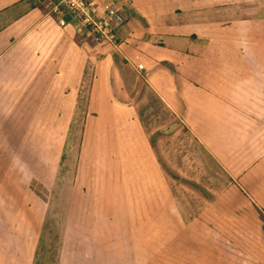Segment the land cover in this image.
Wrapping results in <instances>:
<instances>
[{
  "label": "crops",
  "instance_id": "1",
  "mask_svg": "<svg viewBox=\"0 0 264 264\" xmlns=\"http://www.w3.org/2000/svg\"><path fill=\"white\" fill-rule=\"evenodd\" d=\"M98 2L99 8L119 7L125 18L114 27L115 43L97 42L48 0H0V264L36 263L33 237L45 231L46 216L29 227V199L36 197L30 185L35 170L47 166L42 154L53 152V141L66 150L84 104L94 106L93 118L113 120L118 162L110 163L118 170L114 191L124 214L138 211L132 208L137 195L138 202L155 203L156 220L166 214L176 224L157 220L139 230L130 224L131 239L144 231L173 236L145 242L134 236L125 246L132 249L127 257L85 254L59 264H211L210 257L191 254L194 237L175 239L208 231L202 222L186 223L195 194L208 202L197 205L195 217L208 216L204 210L212 208L240 217L235 228L229 225L239 233L249 232L244 221L251 217L264 236V0ZM145 95L162 101L163 122L172 120L155 136L186 135V145L154 147L136 108ZM21 232L28 240L11 239ZM239 246L263 250L264 256L262 240ZM260 254L249 253L253 263L260 264Z\"/></svg>",
  "mask_w": 264,
  "mask_h": 264
},
{
  "label": "rangeland",
  "instance_id": "2",
  "mask_svg": "<svg viewBox=\"0 0 264 264\" xmlns=\"http://www.w3.org/2000/svg\"><path fill=\"white\" fill-rule=\"evenodd\" d=\"M80 107L81 111L77 113L69 130L66 150L60 152V143L53 141V152L42 154V160L45 159L47 166L35 170L37 178L30 185V191L36 197L29 199L33 206L28 217L29 227L31 229L35 227L44 212L46 216L45 231L33 237L36 241L35 264H59L60 259L76 255L82 257L85 254L91 257H127L132 254V249H126L125 246L131 245L134 236L137 242L154 241L157 236L160 237L159 239L163 237L162 239L166 241L171 240L173 236L170 232L159 234L144 231L136 232L131 239L130 232H127L130 224L139 230L140 227L154 226L157 220H163L165 226L175 225L176 222H172L173 218L166 214L163 218L156 220L155 203L145 200L138 202L137 195L134 197L137 199L133 200L135 205L133 204L132 208L139 211L143 207L147 210L146 215H141L134 210L131 217L128 213L124 214L125 204L117 195L115 196L114 191V175H117L118 170L112 168L110 163V161H117L113 120L93 118L95 117L94 106L84 104ZM99 108V111H102L101 115L105 116L106 108L104 106L102 110L100 106ZM136 108L140 123L149 138H152L154 147L160 144L164 148L167 146L166 150L170 151L173 144L188 143L186 135H170L161 140L155 136L162 128L161 126L172 122L171 119L163 122L159 117L163 111L161 100L145 95ZM167 155L170 157L172 153L169 152ZM183 155L186 156V153ZM78 176L80 181L77 179ZM93 176L98 183L96 185L93 184ZM110 180L113 183L111 184L113 192L108 186ZM183 192L187 196V186L183 187ZM93 196L97 201L92 200ZM194 196V201H188L190 206L186 204L189 208L185 218L186 223L194 220L197 223L202 222L207 226L208 231L195 234L180 233L179 238L175 239L185 241L188 240L187 237H194L192 240L197 243L195 246L192 245L194 249L190 250L191 254L210 257L211 264H256L252 262L249 253H261L259 263L264 264L263 250L244 249L239 246L249 240L264 241L263 234L255 230V225H251V217L244 221L250 229L248 233L231 232L229 225L232 224L231 226L235 228V223L241 220L240 217H224L220 215L219 210L213 208L204 210L208 216L195 217V214L199 212L197 205H207L208 202L199 201L197 194ZM183 203L185 204L186 201ZM167 211L165 206V212ZM93 214L95 216L94 231L91 230ZM16 236L11 239L19 242L28 240L26 233L21 232ZM66 242H68L67 245ZM75 243H78L80 247L76 246L77 250ZM96 246L101 247V250H97Z\"/></svg>",
  "mask_w": 264,
  "mask_h": 264
},
{
  "label": "built area",
  "instance_id": "3",
  "mask_svg": "<svg viewBox=\"0 0 264 264\" xmlns=\"http://www.w3.org/2000/svg\"><path fill=\"white\" fill-rule=\"evenodd\" d=\"M48 3L55 11H60L61 6L64 7L91 31L97 42L107 40L115 43L114 27L125 21L119 7L103 4L102 8H99L98 0H48ZM137 67L144 68L141 64Z\"/></svg>",
  "mask_w": 264,
  "mask_h": 264
}]
</instances>
